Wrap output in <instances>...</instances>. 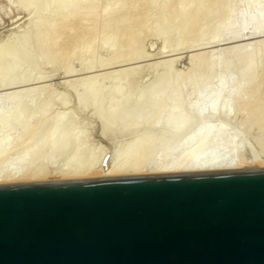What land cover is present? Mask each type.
Listing matches in <instances>:
<instances>
[{"label": "water", "instance_id": "obj_1", "mask_svg": "<svg viewBox=\"0 0 264 264\" xmlns=\"http://www.w3.org/2000/svg\"><path fill=\"white\" fill-rule=\"evenodd\" d=\"M0 264H264V167L0 181Z\"/></svg>", "mask_w": 264, "mask_h": 264}, {"label": "rangeland", "instance_id": "obj_2", "mask_svg": "<svg viewBox=\"0 0 264 264\" xmlns=\"http://www.w3.org/2000/svg\"><path fill=\"white\" fill-rule=\"evenodd\" d=\"M106 1L107 0H98L96 1L97 4L95 3V7H93L94 9L91 12L86 13V11H84L85 14L84 12H81V14H83V17L81 16L83 20H81V17L79 19L81 24L77 20L78 16L74 17L71 21H75V18H76L77 23L76 25L72 26L73 30L71 29V25H72L71 21H69L70 24L68 27L67 25H63L65 28L62 26V28L59 30L60 34H58L59 35L58 37L62 35L63 36L62 38L60 37V40L58 39L59 42L57 41V46L56 47L54 46L53 48V49L56 48V50L53 51L54 57L55 59H57L56 62L43 61L39 56L36 55L37 53L36 54L32 53L33 61H32V64L29 63L30 66L27 63L25 65L24 63H22V65L20 66L17 65V68L15 67V65L14 67L9 65L10 68L16 69V70L13 69L15 71L13 70L11 71L14 74L10 72V74L8 75V76L12 75L11 76L12 79L10 77V81L11 83L13 82L14 83L13 84L10 83L9 86L7 85L8 84L7 83L6 87L5 86L3 87V90L1 88L2 84H0V89H1L0 92L4 96L6 93V95H8L9 97H10L9 94H11V92L19 93V91H15V90L24 89V92H22L23 90L22 91L20 90V95L18 97V101H16V104L11 103L10 105V107L18 106L17 107L18 112L21 111L19 114V118L15 120V124L12 126L13 127L12 130L11 131L4 130L3 132L0 126V133L2 131L3 133V135L1 134L2 136L6 135L5 137L7 136L10 137L12 133L15 131V129H17L16 134H18L17 136H19L20 132L22 134V131H24V130L21 131V126H27L30 129L28 130L29 132L25 130L26 132L24 131V134L22 135L20 134L19 140H21V142L18 141L19 137L18 138L16 137L17 139H15L14 148H13L15 151V154H11L14 152L13 149H11L10 150L11 152L9 151V155L16 157V154H19L20 150H23L22 152L24 153L27 151V153L29 154V152H31L32 150V147H33V150L34 149L37 150L38 144L40 146V143H39L40 140L41 142H44L42 140L46 138L48 140L51 139L50 144L51 142L53 144H51V146L50 144H48L49 146L46 145V147H44L45 150L44 149L42 150L39 149L40 151L37 150V152L38 151L40 152V153L38 152L37 154L39 158H37L36 156L37 159L33 160L32 165H31L32 167L34 165L37 168V170L41 169L43 171L44 169L43 173L45 172V174L48 176V177L45 176L46 178H67V176L63 175V173L61 175V172H62L61 169L64 168L63 172H65V169L66 170L68 168L71 169L70 167L74 168L77 165L79 166V164L80 166L82 164L85 165L87 162L94 161V160L98 162L99 161L98 157L101 158L100 161L102 162V159L105 154L106 155L110 154V158H111V156H115L114 154L117 153L115 157L111 158L112 161L117 162V163H119V161H116L117 159L122 161V163L124 161L125 162L135 161V159L138 156L137 155L135 156V154L129 155L128 150L130 149V146L132 147V145L135 146L137 145V143H139L140 145V142H141L140 140L141 139L143 140L145 135H147L148 137L147 138L145 136V140H149V137H150L151 139L149 140L150 143L154 142V146L157 147V149L158 147H160L159 144L161 145L162 142L165 143V140L167 142V140L171 139V137L169 136L170 132L168 131L167 126L164 124L165 122L164 119L165 117H167L166 96L165 94L163 95L161 94L160 96H155V93H156L155 91H157L156 86L158 88L161 78L164 77V75H162L161 77L160 74H163L162 72H164V70H166L168 67L167 66L168 63L167 64L165 63L166 67L163 66L165 65L164 62L165 61L167 62V59H171V58L173 59L175 57V61L174 63H172L173 65L171 64V67L173 66V68L170 69V71L173 73L178 72L177 74H180V75L182 74L183 76L184 75L183 73L184 72L186 73L191 66V58H190L192 57L191 55H195L203 51L202 56L204 55L206 57L209 55V53H211L214 56L213 52L214 50L217 49L215 51L217 52L215 53V57H217L216 56L217 54H219V56L224 55L226 57L227 62L229 60L228 62L230 63L229 66L231 67V70L233 72L232 74H234L233 81L239 80L240 77L245 78L246 76L245 80L247 82V85H245V87L247 86V88H245V93H246L245 97L247 96L246 98H248L247 93H250V92L251 93L249 94V98L252 96L251 94L253 95L255 94V95L252 96L253 99L252 97L250 99H247L249 103L248 101L245 100V97H244V100L246 101L247 104L245 103V101L241 102V100L239 99L238 100L241 103L237 99H236V102L233 101L234 108L238 110L236 114H233L228 117L224 115L215 116L209 119V122L216 123V125L218 124L222 125L223 128L225 129V133L227 134L228 139L230 140L234 138L233 140L239 145V148L236 149L238 150V153H240L239 155L244 156V158L247 157L248 164L246 167H264V102H263L264 101V49L262 47V50H263V51L261 50L262 51L261 53H263L262 58L260 55V58L257 61V63L260 64V68L257 67L259 64H256L257 66L255 67L254 70H252L253 73L250 72L249 73L250 75L246 73L243 77L240 76V72H241L240 70H242L243 68L242 65L246 63L245 61L249 59V56L246 53H243L241 55L239 54V56L238 55L235 56V54L232 53V56H233L232 57L231 53H229V55H227L228 53L226 55L225 53H223L224 50L226 49L228 50L232 46L233 47L237 45L240 46L241 43L242 45H246V43H248L251 49L254 48L253 46L255 45L257 46V43H259L258 42L259 39L260 41L264 40V31L260 30V32H256V33L254 32L253 34H250L251 31L249 30V28L250 27L252 28V26L249 27L248 25V28L244 30V34L246 35L241 34L239 35V38L237 36L235 37L236 39L235 38L230 39L228 35H226L228 38H226V36L224 37L223 35L224 38L222 37V39L220 40H215V41L211 40V41L203 42V43L201 42V43H198L197 45V43L192 42L193 41L192 35L194 36L196 34L193 27L200 24V21H199L197 25L196 23L194 24L192 29H189L188 31L185 32V33H189V35L183 33V38H182L183 42H184V39L186 41L184 43L185 46L182 45L184 47H182L181 45H178V43L180 42V38L179 37L177 38V36L181 32L180 29L182 30L183 25L182 27L180 25L179 26L180 28L177 27L178 29H175V30L176 31L178 30V33L176 34V31H173V33L174 32L175 33L170 34V37H168L167 41L164 44V42L161 39H158L153 35V32L151 30L153 29V26H154L155 15L161 9L160 6L152 5L150 7L148 11L149 16L147 15L149 17V21L146 20V24L144 25H143V21L145 20H141V22H139L136 13L142 14V11H145V10L144 8L140 7L141 13H139L140 8L138 7L136 8L137 10L135 9L136 11L134 10L133 11L134 13H132L129 16V19L136 17L135 19L136 21H138L136 23V27L138 28L140 25L141 29L146 28L144 31L142 30L143 31L142 33L140 29L141 36H139V40H138L139 43L142 41L143 45L142 43L139 44L136 42L138 45L136 44L137 47L135 46L136 48L141 49L140 50L141 58L139 57L134 60H126L121 63L116 62V64L114 65L111 64V65L103 67L101 66L100 63L104 61L105 58L109 57V52L105 49L103 50L99 49L98 46L101 44L100 42H102L101 39L104 36L105 32L107 33L108 30L112 31L113 28L115 29V27L119 25V23H117L120 20L119 18L120 16L118 14H121V13H118V11H120L119 6H118L119 4L117 6H111L109 8H106V3H107ZM210 1L211 2L210 4L208 3V5H212L211 3L215 1L213 3L215 10L212 12L211 16L205 22L206 24L205 26H202V24L199 25V27L200 26L204 27V29L202 27L200 28L203 29L204 33H208V34L211 33L213 29L218 28L223 23L224 18H225V12L233 4H235V1H239L241 2V4L242 2L243 3L245 2V0H210ZM171 2L170 0H168V5L169 3L173 4ZM176 2L177 0H174V3ZM189 3L190 4L184 5L185 7H187V9H189V7L191 9V6H193L194 4V2L193 3L189 2ZM39 11H40L39 5H32V6L24 8L17 4V0H0V45L3 43L5 39L7 40L9 36H13L14 34L32 33V30L35 27L34 24L37 20L38 15L40 14ZM120 12H123V11H120ZM91 13L92 15H90ZM133 14H135V16ZM89 15H90V18H89ZM143 15H144V12L142 16ZM116 18L117 19L119 18V20H117ZM141 25L143 26V28ZM66 27L67 28L70 27V29H67ZM199 27L197 28L195 27L196 31ZM61 30H63V32H66V33L63 34ZM68 30L70 33L67 32ZM76 30H78V32H76ZM76 35L77 36L79 35L80 39H79V36L77 37ZM93 38H94L93 42L95 46L97 45L96 46L97 53L96 52L93 53L95 56L94 55L93 57L91 56L92 57V60H91L90 52H89V49L87 48L90 42L89 40ZM190 38H192V41L190 40ZM176 39L177 40L179 39V41H177ZM249 42L250 43L253 42V43L250 44ZM58 45L60 46L59 49H57ZM71 45L72 46L74 45V51L73 53L71 52L70 54V51L73 50V48H70ZM76 45H77L76 47L77 49L75 48ZM163 46L165 49L163 50V52H161L160 50ZM66 48H68V51ZM133 48L134 46H132L131 49L128 48V51L127 49L126 50L121 49V52L129 53L130 51L133 50ZM88 52H89V55L87 56ZM204 56L202 58H204ZM202 58L200 60H202ZM4 62L5 63L7 62V64L12 63L10 61L8 62V60ZM162 62L163 64L161 65ZM7 64L6 66H8ZM0 65L2 67L3 64L0 63ZM62 65L64 66L66 65L65 67H67L68 69L69 67H71L69 69V72H65V68ZM134 65L136 66V68L134 67ZM129 67H131L132 69ZM234 67H236L237 69ZM121 69H124V70L122 71ZM133 69L134 70L136 69V70L133 71ZM4 70H9V68L6 69V67L4 66L3 71ZM3 71H2V77L4 78L5 76H7L9 71L6 72L7 73L6 75L4 74ZM116 71L118 74L116 73V75L113 77ZM234 71H236V73ZM103 72H105L106 74L103 77L104 78L107 77V78L105 79H103V77L97 78L96 82L94 81L95 80L94 79L93 80L94 82L92 83L91 87L85 86V84L88 82L86 78L92 77V75L96 77L100 74H103ZM110 73H112V75ZM251 74L253 75L254 79L251 77ZM109 76L111 77V79H108L110 78ZM250 77L252 79H250ZM7 80L9 79L7 78ZM113 81H114V85H113ZM115 83H116V86H115ZM74 85L76 87H74ZM82 85H84L85 88H87L86 92L90 93L91 99L93 100L92 103H95V104L93 105L90 104V106H85V107H81L79 105L77 98H76V90L80 89L79 91H82V90L84 91V88H83L84 86L82 87ZM118 86L120 89L118 88ZM25 89L27 92L25 91ZM100 90H101V93L99 94ZM118 91H120L121 94H118L117 96ZM8 96L7 97L1 96L3 99H1L0 97V110L1 108H4V106L9 105L8 103H5V99L9 98ZM96 99H98L97 103L94 101ZM255 99H257V101ZM119 100H120V103H119ZM155 100H157L158 102L157 106H153L156 108V110H151L150 108L153 105ZM252 101L254 103H252ZM115 102L117 104H115ZM96 104H98L99 106ZM114 104L115 105L121 104V108L123 112L120 111L121 110V108H119L120 105L116 107L114 106ZM242 105H243V108H241ZM109 107L110 109L111 107H113V109L116 108V110L118 108L119 111L121 112L119 113L117 111L118 114L116 112L113 113V114L118 115L120 119L118 118L115 120V122H118V123L115 124L116 127L114 126L113 127L114 129H112L111 131L113 135V137L111 138L103 137L104 135L101 136L100 132H101L102 124L100 123L101 121L99 120V118L97 117L95 113L97 109L99 110V109L105 108L103 109V111L105 112L104 119L106 120V122L109 123L111 122L110 118H112L110 114V111H112V109L110 110ZM237 107H239V109ZM240 109L242 113H240L239 111ZM107 110L109 112H107ZM100 111L102 112V110ZM122 113L123 115L128 114V116L126 115L125 117L122 115ZM205 119L206 117L205 118L200 117V119L196 118L194 119V123L208 122V120L205 121ZM132 120L133 122H136L135 124L138 126H135V128H132V129H123V126L131 122ZM154 120H156L157 125L153 127L152 125H150V123L153 122ZM196 120L197 122H195ZM163 129L165 131H162ZM23 135L25 136L23 137ZM47 139H46V142H47ZM152 139H155V140H152ZM161 139L163 140L161 141ZM17 141L20 144V146L19 144H17ZM22 144H25V145H22ZM152 144H148L149 146L148 156L149 157L151 155L153 156V152H155L154 150L156 149L154 147L152 154H149L151 153V150L153 149ZM102 145L106 147L105 153H104L105 149H103V154H104L103 156L101 153ZM16 146L18 148L20 147V150L16 148ZM22 146H25L24 147L25 149L24 148L21 149ZM145 149L147 150V148ZM28 150L30 151L28 152ZM16 151H18V153H16ZM251 151H254V152L252 153ZM41 153H42V156H41ZM100 154H101V157H100ZM125 154H127V157L125 156ZM254 156H256L258 160L256 159V157L254 158V160H252ZM90 157L92 158V160H90ZM88 158L90 161L88 160ZM12 167L13 166L9 167L8 169L11 170ZM48 168L50 169L48 170ZM57 171L58 173H60V175H58ZM55 173H57V175H55ZM42 176L44 177V175ZM43 177L41 178L39 177L35 179H43ZM45 177L44 179H46Z\"/></svg>", "mask_w": 264, "mask_h": 264}, {"label": "bare ground", "instance_id": "obj_3", "mask_svg": "<svg viewBox=\"0 0 264 264\" xmlns=\"http://www.w3.org/2000/svg\"><path fill=\"white\" fill-rule=\"evenodd\" d=\"M96 1H98V0H96ZM96 1L95 0H84V1H82V0H67V1H65V0H17V4L20 5L21 7H24V8L32 6V5H39L40 6V11H39L40 14L37 17L35 24L32 22L35 26V27L33 26L34 28L32 30V33L14 34L13 36H9L7 40L5 39L3 41V43L0 45V63L3 64L2 67L0 65V84H2L1 85L2 90H3L4 86L6 87L7 83H8L7 84L8 86L11 83L10 77L12 75L11 76H8V75L10 74V72L13 69H15V68H13V69L10 68L9 65L13 66V67L15 65V67L17 68V65L20 66V65H22V63H24V65H25L27 63L30 66V64H32V61H33V56H32L33 54L32 53H34V54L37 53L36 55L39 56L43 61L56 62L57 59H55L54 52H53L54 50H56V48L55 49H53V48H54V46L55 47L57 46L58 39L60 40V37L62 38V36H63L61 34L62 36L58 37L59 36L58 34H60L59 30L62 28L63 25H67V27H68L70 24L69 21H71L76 16H78L77 20L81 24V22L79 20L81 16L83 17V14H81V12H84V11H86V13L91 12L94 9L93 7H95V3L97 4ZM106 2H107L106 8H109L111 6H117L119 4L118 5L119 9H120V11H123V12L118 11V13H121V14H118L120 16L119 17L120 20H119V18L118 19L116 18L117 20H119L117 22V23H119V25H117L115 27V29L113 28L112 31L108 30L107 33L106 32H105V34L103 33L104 36L101 39L102 42H100L101 44L98 46L99 49H102V50L105 49L109 52V57L105 58L104 61H102L100 63L101 66H103V67L111 65V64L114 65V64H116V62L121 63V62L126 61V60H134V59H137L141 56L140 55L141 49L136 48L138 45L137 43H139V41H138L139 36H141V34H140L141 27H140V25L138 28L136 27V23L138 22L135 19L136 17H134L132 19L130 18L131 20L129 19V16L132 13H134L133 11L136 8L142 7L145 10V11H142V14L144 12L143 16H142V14L136 13L139 22H141V20H145V21H143V25H144V24H146V20L149 21L148 11H149L150 7L152 5H159L160 6L161 9L155 15L154 26L151 24L153 26V29H151V30L153 32V35L156 38L161 39L164 42V44L167 41L168 37H170V34H172L173 31H176L175 29H178L177 27H179L180 25L182 27V25H183L182 30L180 29L181 32L177 36V38L178 37L180 38V42L178 43V45H181V46L182 45L185 46L184 43L186 42L185 39L183 42V39H182L183 33L188 31L189 29H192L194 24L196 23V25H197V23H199V21H200V24H202V26H205L206 25L205 22L211 16L212 12L215 10V7L213 5V3L215 1L213 3H211L212 5H208V3L210 4V2H211L210 0H195V1L194 0H177L176 3H174V0H172V2L170 0V2L173 4L169 3V5H168V0H107ZM189 2H191V3L194 2L193 6H191V9H190V7H189V9H187V7L184 6V5L190 4ZM238 2L239 1H235V4H233L229 9H227V11L225 12V18H224L223 23L218 28L213 29L211 31V33H209V34L204 33V31H203L204 27L200 26L203 29L200 28L199 27L200 24H198L197 26H194L193 28H194L196 34L194 33L195 35L194 36L192 35L193 41H192V38H190V40L194 43H197V45H198V43H201V42L203 43V42H208L211 40H214V41L220 40V39H222L223 35H224V37L226 35H228L230 37V39L235 38L237 36L239 38V35L244 34V30L248 28V25H249V27L252 26V28L251 27L249 28V30L251 31L250 34H253L254 32L255 33L260 32V30L264 31V0H245V2L244 3L242 2V4H241V2H239V4H238ZM120 3H122V4H120ZM123 6H125V7H123ZM139 13H141V8H140ZM84 14H85V12H84ZM90 15H92V13ZM90 15H89V18H90ZM118 15H117V17H118ZM133 15L135 16V14H133ZM82 17H81V20H83ZM139 17H140V19H139ZM87 19H88V17H87ZM77 20L75 18V21H71V24H72L71 29L72 30H73L72 26L76 25ZM138 24H140V23H138ZM78 26H80V25H78ZM195 27L196 28L199 27L197 29V31H196ZM79 28H77V29H79ZM142 28H143V26H142ZM67 29H70V27ZM145 29L146 28L141 29V33ZM63 30H61L62 33L63 34L66 33V32H63ZM67 32H69V30ZM76 32H78V30H76ZM206 32H207V30H206ZM177 33H178V30L176 31V34ZM185 34L189 35V33H185ZM244 35H246V34H244ZM65 37H67V36H65ZM142 37H144V36H142ZM226 38H228V37L226 36ZM79 39H80V36H79ZM75 40H77V39H75ZM93 40H94V38L89 40L90 42H89V45L87 48V49H89L90 57L91 56L93 57L94 52L97 53V51H96L97 45L95 46ZM177 41H179V39ZM258 42L259 43H257V46L254 44L256 46V48H255V46H253L254 48L251 49L250 45H248V43L244 42V43H246V45H242V43H241L240 46L234 45L235 47L232 46L228 50L226 49L227 51L226 50H224L225 52L223 51V53H225V55L227 53H228L227 55H229V53H231V56H232V53H233V54H235V56H237V55L239 56V54L241 55L243 53H246L249 56V59H247V61H245L246 63L244 65H242V67H243L242 70H240L241 71L240 76H242V77L246 73H248V74L250 72L253 73L252 70L255 69V67L257 66L256 64H259V63H257V61L260 58V55L262 58L263 53H261V52L263 51L262 47L264 49V40L260 41V39H259ZM134 43H135V45H134ZM141 43L143 45L142 41L139 44H141ZM252 43L253 42H251L250 44H252ZM61 44H62V42H61ZM67 44H68V42H67ZM77 45L75 46V48L77 47ZM132 46H134L135 49L133 48V50L130 51L129 53L128 52L127 53L121 52V49H125V50L127 49V51H128V48L131 49ZM184 46H182V47H184ZM59 47L60 46L58 45L57 49H59ZM187 47H188V45H187ZM70 48H73V50L70 51V54H71V52L73 53V51H74V45L73 46L71 45ZM66 49L68 51V48H66ZM142 49H143V47H142ZM164 49L165 48L163 46L160 51L163 52ZM216 50H214V52L211 51L214 53V56L211 53H209L208 56L205 57L203 55L204 58H202L203 57L202 56L203 51L201 53L199 52L195 55H191L192 56V57H190L191 58V66L186 73L185 72L183 73L184 74L183 76H182V74L181 75L177 74L178 72L173 73L170 71V69L173 68V66L171 67V64L174 63L175 57L173 59L172 58L167 59V62L166 61L164 62V64L168 63L167 66L168 67L170 66L171 68L167 67V69L164 70V72L161 71L163 74L159 73L161 75V77H162V75H164V77H163L164 79L161 78L162 82L160 80L158 88L156 86L157 91H155L156 92L155 96H160L161 94L162 95L165 94V96H166L167 117H165V119H164V121H165L164 124L167 126V129L170 132V135H169L171 137V139L169 138L170 140H167V142L165 140V143L162 142L161 145L159 144L160 147H158V149H157V147L154 146V142L150 143V141H149V140H151L150 137H149V140H145V136L147 137V135H145L144 139L140 140L142 142V143L140 142V145H139V143H137V145H135V146L132 145V147L130 146V149L128 150L129 155L135 154V156L136 155L138 156L135 159V161H132V162H125L124 161L122 163V161L117 159L116 161H119V163L114 162L111 160V158L115 157L117 154L114 152L115 154L114 153L113 154L115 156H111L110 161L107 165H103V160H104V157L106 155V154L105 155L103 154V149H105L104 150V153H105L106 147H104L102 145V152L101 153H102V156L104 155L102 162L100 161L101 158H99V157H98V159L100 162L99 161L97 162L96 160H94L95 162L90 161V160H92V158L90 157V160L88 158V160L90 161V162H87L88 164L86 163L85 165H83L81 163L82 164L81 166L79 164V166L77 165L74 168L70 167L71 169H69V168L67 170L65 169V172H63L64 168L61 169V171H62L61 175L63 173V175H65L67 177L68 176H70V177H88V176L146 173V172L195 171V170H217V169L246 168V166L248 164V162H247L248 160H247V157L244 158V156L239 155L240 153H238V150H236L237 148H239L238 143H236L233 140L234 139L233 137H232L233 139H230V140L228 139V136L225 133V129L223 128L222 125H220V124L216 125V123L209 122V119H211L215 116L224 115V116L228 117V116H231L233 114H236L238 110L236 108H234L233 101L236 102V99L241 100V102L245 101V100L248 101L247 99H250L255 94L254 95L251 94L252 96L249 98V94L251 93L250 92V93H247L248 98H246L247 96L245 97V94H246L245 88H247V86L245 87V85H247V82L245 80L246 76H245V78L240 77L239 80L233 81V75L234 74H232L233 72L231 70V67L229 66V64H230V63H228L229 60L227 62L226 57L224 55L219 56V54H217L216 55L217 57H215V53H217V52H215ZM89 52H88V54L86 53L87 56L89 55ZM223 53H221V54H223ZM70 54H69V56H70ZM92 57H91V60H92ZM201 58H202V60H200ZM7 60H8V62L10 61L12 63L11 64H7V62L5 63L4 61H7ZM199 60H200V62H199ZM262 61H261V63H262ZM6 64L8 66H6ZM81 64H83V63H81ZM162 64H163V62L161 63V65ZM166 64L163 66L166 67ZM4 66L6 67V69L9 68V70L3 71ZM62 66H64V65H62ZM65 66H64L65 72H69V69L71 67H69V69H68ZM89 67H90V65H89ZM131 67H133V66H131ZM131 67H129V68H131ZM134 67L136 68L135 65H134ZM257 67L260 68V64ZM91 68H92V66H91ZM234 68H236V67H234ZM83 69H84V67H83ZM15 70H13V71H15ZM121 70L123 71L124 69H121ZM135 70L133 69V71H135ZM2 71L4 72L5 75L7 74L6 72L9 71L7 76L4 77L5 79L2 77ZM234 72L236 73V71H234ZM11 73H13V72H11ZM116 73H117V71L115 72L113 77L116 75ZM67 74H69V73H67ZM110 74L112 75V73H110ZM105 75H106L105 72H103V74H100L96 77H94L92 75L93 78L88 76L89 78H86L88 82L85 84V86L91 87L92 83L94 81L96 82L97 78H102ZM6 77L9 80H7ZM126 77H127V75H126ZM251 77L254 79L252 74H251ZM251 77H250V79H252ZM105 78H107V77H105ZM105 78L103 77V79H105ZM159 78H160V76H159ZM11 79H12V77H11ZM108 79H111V77ZM84 81H85V79H84ZM156 81H157V79H156ZM13 83H11V84H13ZM113 85H114V81H113ZM248 85H249V83H248ZM83 86L84 85H82V87ZM85 86L83 87L84 91L83 90L79 91L80 89L76 90V98H77V101L81 107L90 106V104L91 105L95 104V103H92L93 100L91 99V95L89 92H86L87 88H85ZM115 86H116V83H115ZM74 87H76V86L74 85ZM118 88H119V86H118ZM26 89H25V91H26ZM20 90H15V91H19V93L18 92L17 93L11 92V94H9V92H10L9 91L8 94L10 95V97L8 95H6V93H5V96L9 97V98L5 99V103H8L9 105L8 104L7 105L9 107H10L11 103L16 104V101H18V97L20 95ZM22 90L21 91L24 92V89H22ZM28 91H29V89H28ZM120 91H122V90H120ZM120 91H118V93L116 92L117 96H118V94H121ZM12 93H14V94H12ZM100 93H101V90H100L99 94ZM1 96L5 97L0 92V97ZM96 96H97V94H96ZM2 97H1V99H3ZM244 97H245V100H244ZM252 99H253V97H252ZM97 100L98 99H96L94 101L97 103ZM120 100H119V103H120ZM255 100L257 101V99H255ZM246 101H245V103H246ZM253 101H252V103H254ZM123 103H124V101H123ZM157 103H158L157 100H155L150 109L156 110V108L153 106H157ZM248 103H249V101H248ZM115 104H117V103L115 102ZM115 104H114V106L117 107L118 105H120L119 108H121V104H118V105H115ZM96 105H98V104H96ZM112 105H113V103H112ZM8 106H4V108H1V110H0V123H1L0 126H1V130H3V132H4V130H6V131L12 130V128H13L12 126L15 124V120L17 118H19V114L21 112V111L18 112V108H17L18 106H16V107L12 106L10 108ZM236 106H237V104H236ZM113 107H111L112 111H110V114H111L112 118H110L111 122H109V123L106 122V120L104 119L105 112L103 111V109H105V108L99 109V110L97 108H96L97 110L94 109V110H96L95 113H96L97 117L99 118V120L101 121L100 123L102 124L100 134H101V136L104 135L103 137H108V138L113 137L111 131H112V129H114L113 128L114 126L116 127L115 124L118 123V122H115V120L118 119L119 116L116 114H113V113H115V112L117 113V111L119 113H121L120 111H122V108L119 111L118 108L116 110V108L113 109ZM124 107H125V105H124ZM237 108L239 109V107H237ZM241 108H243V105ZM109 109H110V107H109ZM100 110H102V112ZM239 111H240V113H242L241 109ZM107 112H109V111L107 110ZM243 112H244V110H243ZM135 113H136V111H135ZM122 115H123V113H122ZM126 115L128 116V114H126ZM126 115H123V116L126 117ZM200 117L201 118L206 117L205 121L208 120V122L199 123L196 120L195 122H197V123H194V119H196V118L200 119ZM133 120L131 122L127 123L126 125H124L123 129H132V128H135V126H138L135 124L136 122H133ZM117 121H119V120H117ZM151 123H150V125H152L153 127L157 125L156 120H154ZM117 128H118V126H117ZM16 130L17 129H15V131L13 130L14 132L12 133V135L10 137L9 136L5 137L6 135L2 136L3 135L2 131L0 133V181L35 179V178L43 177L42 175H44V177L47 176L45 174V172L43 173L44 169H43V171L41 169L37 170V168L34 165H33V167L31 165H32L33 160H36L37 158H39V156H37L38 152L40 151L39 149L45 150L44 147H46V145L50 144L51 139L48 140L46 138L47 142H46V139L42 140L44 142H41V140H40V142H39L40 146H39V144L37 146V150H39V151L37 152L36 149L33 150V147H32L31 152H29L30 150H28L29 154L27 153V151L25 153L22 152L23 150H20V147L18 148L16 146V148H18L20 150V152H19V154H16V157H15V156L9 155V151L14 148L15 139H17L21 134V132H20L19 136H17L18 134H16ZM22 130L28 131L30 129L27 126H21V131ZM24 131H22V134H24ZM162 131H165V130L163 129ZM166 133H167V131H166ZM109 135H110V137H109ZM24 136L25 135H23V137ZM19 139H20V137L18 138V141L21 142V140H19ZM152 140H155V139H152ZM162 140L163 139H161V141ZM18 141H17V144H19ZM25 144H22V145H25ZM51 144H53V143L51 142ZM51 144H50V146H51ZM148 144L153 145V149L151 150V153H149V154H152L154 147L157 149V150L156 149L154 150L155 152H153V156L151 155L150 157L148 156V148H149ZM157 145H158V143H157ZM19 146H20V144H19ZM24 147L25 146H22L21 149H23ZM145 148H147V150ZM30 149H31V147H30ZM47 149H48V147H47ZM150 149H149V151H150ZM13 151H14V149H13ZM251 152L253 153L254 151H251ZM16 153H18V151H16ZM237 153H238V155H237ZM11 154H15V151ZM36 156H37V158H36ZM41 156H42V153H41ZM43 156H44V154H43ZM125 156L127 157V154H125ZM100 157H101V154H100ZM255 157L256 156H254L252 158V160H254ZM42 159H43V157H42ZM256 159H257V157H256ZM11 166H13V167L11 168V170H9L8 168ZM42 168H44V167H42ZM49 169L50 168H48V170ZM58 171H57V173H58ZM39 172H41V173H39ZM1 173H3V174H1ZM47 173H48V171H47ZM57 173H55V175H57ZM58 175H60V173H58ZM44 177H43V179H44Z\"/></svg>", "mask_w": 264, "mask_h": 264}]
</instances>
